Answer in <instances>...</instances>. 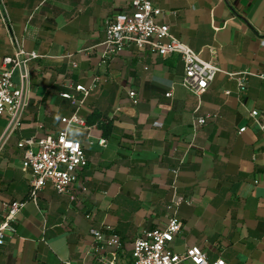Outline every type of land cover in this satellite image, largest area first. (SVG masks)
Segmentation results:
<instances>
[{
	"label": "crops",
	"instance_id": "obj_1",
	"mask_svg": "<svg viewBox=\"0 0 264 264\" xmlns=\"http://www.w3.org/2000/svg\"><path fill=\"white\" fill-rule=\"evenodd\" d=\"M144 1L160 10L156 23L219 69L200 95L181 86L176 54L128 47L103 61L105 24L132 13L130 0H0V58L38 55L13 74L17 85L27 75L26 108L0 150V223L11 204L23 206L0 264H100L110 255L93 230L116 234L118 262L129 264L134 239L163 228L175 198L184 202L172 252L198 247L209 263L264 264V129L255 124L264 123V0ZM76 85L90 89L80 107L59 96L80 99ZM74 113L87 129L68 137L88 164L66 193L47 184L34 203L16 145L55 136Z\"/></svg>",
	"mask_w": 264,
	"mask_h": 264
},
{
	"label": "built area",
	"instance_id": "obj_2",
	"mask_svg": "<svg viewBox=\"0 0 264 264\" xmlns=\"http://www.w3.org/2000/svg\"><path fill=\"white\" fill-rule=\"evenodd\" d=\"M132 13H119L105 24L106 37L103 42L102 59H112L128 47L142 49L149 48L160 57L176 54L179 56L183 75L181 86L194 95L203 93L219 69L213 61H203L188 45L172 37L169 27L158 24L155 18L160 10L144 0H130ZM38 58L36 53H25L16 50L12 56L0 58V120H6L4 134L0 136V150L5 138L13 135L22 126V116L26 108L23 81L27 75L22 73L20 84L13 80L16 69L24 68L30 60ZM75 67V64L72 65ZM98 77H95V81ZM242 90L244 84L239 83ZM74 91L81 95L77 99L70 93H61L59 96L69 100L76 107H80L88 96L90 89L76 85ZM135 104L134 92L128 93ZM168 97L169 94H166ZM255 117L256 112H251ZM62 129L55 136L42 138H28L20 140L17 148L22 151L21 169L29 174L28 198L36 201L39 192L48 184L57 194H64L77 183L79 173L88 164L85 152L78 141L68 137L69 128L87 129L85 121L75 113L68 118L61 119ZM204 123V119H197L195 126ZM264 129V123H257ZM241 129L240 131H243ZM104 145V141H100ZM177 170H174L176 173ZM184 202L175 198L168 207L171 210L166 225L150 231H142L131 244L129 264H225L223 260L209 263L204 252L198 247H189L183 253L172 252L170 244L182 229L181 221L176 217L177 207ZM22 204L13 203L9 206L7 215L0 223V246L3 245L5 233L11 231V223L20 212ZM98 250L109 253L110 259L100 264H120L118 254L122 249L119 237L113 232L107 235L99 231L90 232Z\"/></svg>",
	"mask_w": 264,
	"mask_h": 264
}]
</instances>
